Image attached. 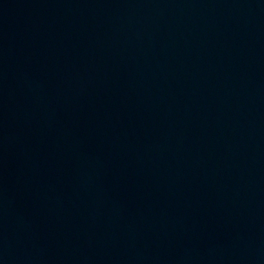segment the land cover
<instances>
[{
	"label": "water",
	"instance_id": "water-1",
	"mask_svg": "<svg viewBox=\"0 0 264 264\" xmlns=\"http://www.w3.org/2000/svg\"><path fill=\"white\" fill-rule=\"evenodd\" d=\"M0 264H264V0H0Z\"/></svg>",
	"mask_w": 264,
	"mask_h": 264
}]
</instances>
